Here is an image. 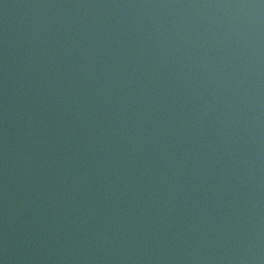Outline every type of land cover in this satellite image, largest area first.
I'll return each mask as SVG.
<instances>
[{
	"label": "water",
	"instance_id": "obj_1",
	"mask_svg": "<svg viewBox=\"0 0 264 264\" xmlns=\"http://www.w3.org/2000/svg\"><path fill=\"white\" fill-rule=\"evenodd\" d=\"M0 264H264V0H0Z\"/></svg>",
	"mask_w": 264,
	"mask_h": 264
}]
</instances>
